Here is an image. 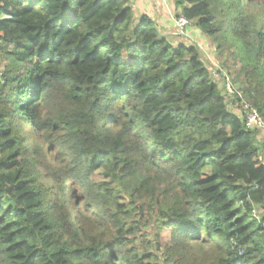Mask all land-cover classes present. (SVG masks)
Instances as JSON below:
<instances>
[{"label":"trees","instance_id":"1","mask_svg":"<svg viewBox=\"0 0 264 264\" xmlns=\"http://www.w3.org/2000/svg\"><path fill=\"white\" fill-rule=\"evenodd\" d=\"M173 1L264 121V0ZM153 11L0 0V264H264L262 132Z\"/></svg>","mask_w":264,"mask_h":264},{"label":"rangeland","instance_id":"2","mask_svg":"<svg viewBox=\"0 0 264 264\" xmlns=\"http://www.w3.org/2000/svg\"><path fill=\"white\" fill-rule=\"evenodd\" d=\"M169 1L171 2V0H169ZM169 6H170V9H169ZM174 6L171 3H169V5L165 8V11L167 12V17L170 20L168 22L169 23L172 22V24H174V22L176 23V21H177L176 17L179 15V12L176 10V8ZM153 9L155 11L156 8L154 7ZM170 11H171V14H170ZM189 27H188V29L191 32L192 25H190ZM171 28H173V27H171ZM193 30L196 31L195 29H193ZM174 31L175 32L177 31V33H179V31L177 29H175ZM196 32L197 33H195V34L192 33L191 35H189V36H191L190 37V39H191L190 41H192L194 43L195 42H200L199 46H200V50L202 52L203 58H205V61H206L207 65L211 69L212 76L214 77L216 83L220 86L221 91L224 94V96H225V98H226V100H227V102L229 104L230 110L232 112H235L238 115H240V117L247 118V114H248L249 109H255L256 111H257V109L255 107H253L248 102H245L243 105L236 104L235 98H234V96L232 95L231 92L240 91L241 88H242V85L239 82L235 83L236 79H231V78L230 79H226L224 77V74L227 73V72H226V68L223 67L224 65L218 63V60H217V57H218L217 47L214 44H212V42L209 41V39H207V37L205 35L201 34L200 32L198 33V31H196ZM196 45H197V43H196ZM8 66H10V63L8 61H5L4 67L7 68ZM223 72H225V73H223ZM230 87L232 88V90L230 89ZM261 120H262V118H261ZM262 122L264 124L263 120H262ZM260 130H261L262 133L259 135L258 138H259L260 143H263V145H264V129L261 128ZM263 153H264V151H263ZM154 229H155V225L152 226L150 231H152L154 233L155 232Z\"/></svg>","mask_w":264,"mask_h":264},{"label":"crops","instance_id":"3","mask_svg":"<svg viewBox=\"0 0 264 264\" xmlns=\"http://www.w3.org/2000/svg\"><path fill=\"white\" fill-rule=\"evenodd\" d=\"M129 1L132 4V6H134V8L136 9V15H139L141 13H147V14L151 13L153 11L154 5L155 7L156 6L158 7V5L160 4L159 9L157 8L156 12H154L155 18L156 19L159 18L160 24H162V26H165V28L167 27L170 28L174 25L172 24V22L171 23L168 22L170 20L167 17V12L165 11V8L169 5V3H171L174 6L173 0H171V2L169 0H165L164 2L162 0H129ZM169 9H170V6H169ZM170 14H171V11H170ZM173 31H171L172 34H173ZM190 33L195 34L197 32L191 29ZM188 37H191V36H189L188 34ZM197 43L200 44V42H197Z\"/></svg>","mask_w":264,"mask_h":264},{"label":"built area","instance_id":"4","mask_svg":"<svg viewBox=\"0 0 264 264\" xmlns=\"http://www.w3.org/2000/svg\"><path fill=\"white\" fill-rule=\"evenodd\" d=\"M163 2L165 0H162ZM190 25V22L185 17H179L176 21L177 30L179 31L178 34L183 35L185 29ZM183 33V34H182ZM249 109V108H248ZM248 129H253L257 126L259 129H264V124L255 109H249L247 114V122H246Z\"/></svg>","mask_w":264,"mask_h":264}]
</instances>
